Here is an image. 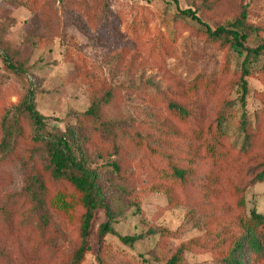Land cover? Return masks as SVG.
I'll return each instance as SVG.
<instances>
[{
	"label": "rangeland",
	"instance_id": "1",
	"mask_svg": "<svg viewBox=\"0 0 264 264\" xmlns=\"http://www.w3.org/2000/svg\"><path fill=\"white\" fill-rule=\"evenodd\" d=\"M203 4L204 0H180L179 7L163 0H0V48L10 50L14 60L27 69L25 75L16 74L0 58V122L5 110L22 99L31 78L39 82L37 109L60 121L86 111L94 97H108L101 115L113 124L111 130L101 132L89 126L85 130L87 145L92 156L102 153L96 160L104 176L102 185L111 206L121 211L116 231L143 237L133 245L123 243L116 234L99 240L97 228L105 221L100 211L82 264H165L180 245L189 247L179 264H221L225 247L218 235L227 233L240 213L227 186L234 172L221 171L222 195L212 201L204 197L201 188L209 175V159L198 162L197 175L178 196L177 204L169 205L166 195L154 190L152 182V165L160 158L151 148L169 150L159 132L166 114L155 97L160 99L176 84L180 76L176 65L179 71H185L182 63L191 58L183 54V43L192 31L190 24L198 25L178 12ZM219 4L213 10H199L200 17L216 27L232 21L244 7L247 21L260 29L246 44L256 47L264 42V0H221ZM244 57L231 48L223 58L234 72ZM216 61L212 53L193 58L195 67L206 72L214 69ZM252 66L247 77L250 92L246 111L254 129L255 118L264 109V57ZM236 80L237 75L228 90L229 99L235 103L232 115L239 118L240 88ZM214 113V108L207 106L203 123L212 121ZM60 121L54 123L63 128ZM228 133L231 141L240 145L236 118L231 120ZM136 135L148 144L138 142ZM186 143L175 142L178 146ZM258 153L264 155V150L252 155ZM109 160L121 166V174L106 167ZM244 178L251 179L252 174L244 173ZM25 185L24 169L18 160L0 163V208L17 198ZM245 200L246 215L251 208L264 214V179L250 182ZM23 209L14 217L15 232L0 219L2 264H66V256L79 244L76 229L54 212L39 208L30 214ZM24 213L33 216L32 223L46 214L49 230L59 233L54 246L34 253L29 241L15 240ZM158 227L171 234H148L150 228Z\"/></svg>",
	"mask_w": 264,
	"mask_h": 264
},
{
	"label": "trees",
	"instance_id": "2",
	"mask_svg": "<svg viewBox=\"0 0 264 264\" xmlns=\"http://www.w3.org/2000/svg\"><path fill=\"white\" fill-rule=\"evenodd\" d=\"M167 4L179 7L180 0H163ZM221 0H204L197 9H180V17H190L198 25L190 24L189 38L183 43V54L191 58L184 61V69L179 71V64L174 69L180 73L176 84L161 98L155 97L164 108L166 117L160 123L161 140L168 144L169 150L158 153L159 161L152 165L154 190L162 192L168 198L169 205L179 202V195L197 175V165L202 159L210 160L209 175L201 186L203 195L212 201L221 197V171L230 169L234 176L227 182L230 195L240 213L234 218L228 232L218 235L221 239V264H264V214L251 208L248 215L243 210L246 206L245 190L251 181L264 179V155L253 152L264 150V109L257 116L255 128L247 115V97L252 65L264 57V42L256 47L246 43L258 29L247 21V11L243 7L232 21L213 27L204 21L202 10L220 7ZM234 49L238 54H245L239 70H229L226 53ZM7 48H0V58L5 67L19 75L26 74L23 64L14 60ZM212 53L216 64L211 72L195 67L193 58ZM188 66V67H186ZM234 82L240 88V115H232L234 100L229 99L228 86ZM39 82L30 79L22 99L5 110L0 122V163L18 160L24 169L26 185L23 191L9 205L0 208V219L7 229L14 231L17 210L34 214L31 210L44 209L54 212L66 223L74 227L79 234V244L71 255L66 256V264H82L90 250V241L97 214L104 212L105 221L97 228L99 240L108 234H116L128 245H133L143 235H120L116 231L118 216L110 204L102 185L103 174L96 160L102 153L92 156L88 147L85 130L94 125L99 131L111 130L112 123L101 115V108L108 97H94L89 108L74 117L60 121L57 117L42 114L36 107ZM213 107L214 119L204 124L205 108ZM237 119V129L241 134L240 145L232 142L228 133L231 120ZM54 121L64 122L61 128ZM191 126L194 128L190 132ZM138 142L148 143L141 135H136ZM186 140V145L175 142ZM117 149V148H116ZM106 167L121 174V166L109 160ZM254 171V173L252 172ZM244 173L252 174L245 179ZM140 209L137 208V212ZM21 212V211H20ZM19 220V233L15 240L30 242L31 251L38 253L59 239V233L49 230L48 217H39L32 223V217L24 213ZM14 218V219H13ZM15 232V231H14ZM12 233V232H11ZM148 234L166 237L171 232L166 228H150ZM35 243V245H32ZM187 245H180L165 264H179ZM47 250V249H46ZM2 252L0 251V256ZM0 264L2 262L0 261Z\"/></svg>",
	"mask_w": 264,
	"mask_h": 264
}]
</instances>
